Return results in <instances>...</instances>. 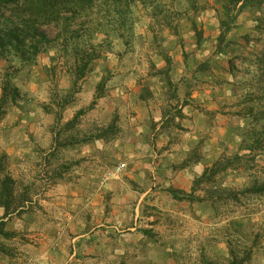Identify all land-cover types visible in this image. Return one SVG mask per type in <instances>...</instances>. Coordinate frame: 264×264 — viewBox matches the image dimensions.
I'll list each match as a JSON object with an SVG mask.
<instances>
[{
  "label": "rangeland",
  "instance_id": "374dc122",
  "mask_svg": "<svg viewBox=\"0 0 264 264\" xmlns=\"http://www.w3.org/2000/svg\"><path fill=\"white\" fill-rule=\"evenodd\" d=\"M199 1H208L210 6L216 4L217 7L223 2ZM138 5L133 8L135 37L128 43L119 36L109 37L111 46L104 51L103 58L95 62L88 77L79 82L70 104L60 117L50 109L54 93L62 95L73 86L62 58L53 56V52L43 54L36 66L23 70L15 79L27 96L9 106L5 119L0 124V155H9L6 169L18 179L19 192H30L33 203L27 214L23 217L14 216L8 225V229L16 232V237L7 240V244L16 248V253L13 257L0 255V264H227L231 246L237 252L239 260L245 259L244 264H264V193L252 198L244 197L238 202L220 203L216 210L212 209L210 202L177 200L170 193V189L174 188L187 192L191 190L193 177L190 176H195L196 166L188 162L186 167L189 166L192 170L188 173L184 172L186 167L180 168L190 157L188 144L203 141L200 152L204 153L202 155L205 162H201L202 167L224 152H234L240 143L237 133L229 130L228 126L239 122L233 118L231 105L237 103L242 93L233 92L230 85L212 84L215 77L221 82L230 81L233 77L227 69V57L213 58L212 55L218 34V17L210 10L199 14V25L203 26L206 37L201 49L196 47L189 22L182 23L181 35L170 33L168 29L158 34L159 42H162V38L165 39L159 47L161 44L154 38L156 33L161 32L159 25L145 7ZM104 8L92 7L87 16L78 18L73 23V27L86 34L95 30V35L105 37L100 25L115 15L107 16ZM254 24L250 20L240 19L236 25L234 35L243 45L239 50L242 54L248 52V46L242 38L246 33H251L254 39L261 38L260 42L255 40L249 43L251 48L259 51L264 48V35L252 30ZM43 28L51 36L56 35L54 26L47 24ZM181 39L184 40L183 43ZM184 50L192 54L189 58L191 69L198 62L212 58L214 69L211 72L200 73L188 89L186 85L180 87L182 99H185L186 90L191 91L190 96L186 95L192 103L191 125H195L197 121L200 125L195 127H200L202 132L199 137H189L188 133L178 130L161 139L156 130L157 125H154L149 142L143 146V154L147 155L142 156L143 164L139 163L140 159L136 158V154L132 156L134 148L128 128L134 125L137 117L147 119L150 115L158 116L155 105L161 101L167 104L170 100L166 81L162 75L155 76L152 63L158 67L165 65L161 53H169L177 68L173 73V80L178 83L186 81L192 70L188 71L186 68L187 63L182 56ZM236 62L238 66L241 65L238 60ZM6 65V61L0 58V95L1 70ZM104 77L107 78L105 93L98 95L97 85ZM144 87H148L149 91L146 92ZM142 93L146 100L139 99L138 96ZM80 110L84 112L78 116L74 125L76 128L69 127L67 123ZM157 119L156 117L154 120ZM114 121L118 132L113 135H119V141L109 145L102 139L88 144L89 149H103V155L94 154L93 157H102L99 164H102L103 169H109L105 174L107 182H116L114 187L103 188L102 195L109 202V211V204L112 206L115 202L112 201L113 196L107 198L108 195L113 190L117 194L125 192L123 179L133 181L131 177H134V183L140 181L137 184L143 188V192L141 195L132 193L130 199L138 202L142 197L141 204L137 206L136 203L134 208L132 206L131 217L122 221V225L118 224L119 218L113 217V208V212L109 213L110 222L96 228L113 231L110 230L108 234L105 232L104 236L97 235L96 242L79 243L74 240V236L82 230L78 222L81 218H75V207L70 205L74 198L78 200L75 201L76 204H82L79 199L86 201L89 196L80 195L81 183L69 187L56 183L51 186L36 185L37 174L41 170L37 164L41 152L38 151L35 155V151L37 146L51 147L55 133H60V139L68 140L79 131V137L83 138L96 128L105 127ZM158 145H162L161 148ZM147 146L151 147L150 155L145 150ZM78 147L63 148L67 158L73 161V165L64 168L66 175L63 181L80 176L87 162L97 160L92 158V150L89 152L91 155L87 150L79 154ZM169 156L172 157L171 163L166 162ZM122 161L131 164H127L126 170L124 167L121 172L114 173L120 165L118 163ZM258 164V174L260 178H264V152L259 155ZM103 169H98L97 173ZM250 181L247 173L242 171L231 172L225 178L226 185L237 189L245 188ZM31 182L39 192L31 189ZM145 192L147 193L144 194ZM134 213L138 215L136 226L133 224L135 221L130 223L132 217L135 220ZM119 216L122 215L119 213ZM128 223L129 226L133 224V227L141 225L150 230L152 236L142 231H137L133 236V231L129 230L131 234L126 235V238L120 237V231L129 228ZM109 224H114V227L108 229ZM88 235L85 236L86 239Z\"/></svg>",
  "mask_w": 264,
  "mask_h": 264
},
{
  "label": "trees",
  "instance_id": "16d2710c",
  "mask_svg": "<svg viewBox=\"0 0 264 264\" xmlns=\"http://www.w3.org/2000/svg\"><path fill=\"white\" fill-rule=\"evenodd\" d=\"M138 4L145 7L159 25L161 32L156 33L154 37L161 44L159 47L163 45L165 39L162 38V42H159L158 34L168 29L170 33L181 35L182 23L189 22L196 39V47L201 49L206 37L203 26L199 25L198 16L207 10L216 13L218 34L212 55L213 58L227 57V69L233 77L230 81L222 82L215 77L212 84L213 86L230 85L233 92L242 93L237 103L231 105L233 118L238 119L239 122L228 126V129L236 132L240 138L238 149L232 153L224 152L208 165L200 167L201 162L205 160L202 155L204 153L200 152L203 141L189 147L190 157L180 168H185L189 165L188 162L196 166L191 190L187 192L174 188L170 189V193L177 200L210 202L213 210H216L220 203L238 202L244 197L252 198L263 194L264 178H260L257 168L258 157L264 152V48L261 51L251 48L249 43L255 40L260 42L261 38L254 39L251 33H246L242 38L248 46V52L242 54L239 50L243 45L239 43L238 38H235L234 30L239 20L245 19L255 23L252 26L253 31L264 35V0H223L219 7L216 4L210 6L208 1L202 3L199 0H170L169 3L164 0H0V58L7 63L1 70L0 124L5 119L10 105L26 99L27 95L23 93L15 79L23 70L36 66L43 54L51 52L53 56L64 60V65L73 81V86L67 93L61 95L55 92L52 98L53 104L50 109L60 117L70 104L79 82L88 77L93 71L95 62L103 58L104 51L111 46L109 37L119 36L127 43L135 37L133 8L139 6ZM98 6L105 7L107 16L115 15L100 25L105 37L95 35V30L86 34L73 27V23L78 18L87 16L92 7ZM47 24L55 27V36H51L43 28ZM183 42L184 40L181 39V43ZM161 55L165 65L158 67L152 63V67L156 71V77L159 75L164 77L170 100L167 104L161 101V119L152 123V128L162 122L161 129L170 135L177 133L178 130L188 133L191 128L184 126L181 120L186 117L184 107L192 106L190 99L187 98L191 91L186 90L185 96H187L182 99L183 92L180 87L186 85L188 89L200 73L211 72L214 69L212 58L198 62L195 68L191 69L189 58L192 54L190 55L186 50L182 51L184 61L187 63L186 68L192 71L189 79L178 83L172 78L177 69L174 59L169 53L162 52ZM237 60L241 63L240 66L237 65ZM106 82V77L98 82V95L105 93ZM144 88L146 92L149 91L148 87ZM138 97L141 100L147 99L143 93ZM83 112L80 110L67 125L74 126L78 116ZM117 130L114 121L105 127L96 128L83 138L79 137V131L68 140L60 139V133L59 135L55 133L51 147L37 146L38 149L35 151V155L38 151L41 152L37 163L41 170L37 174L35 184L51 186L65 177L64 168L73 165V161L67 158L63 148L85 146L102 139L106 144H110L118 140L119 135L114 137ZM8 156L7 153L0 155V255L13 257L16 248L8 245L7 240L14 239L16 232L8 229V225L14 216L23 217L27 214L33 199L29 191L19 192L18 179L6 169ZM186 169L192 172L189 166ZM239 171L247 173L250 183L243 189L226 185L227 175ZM35 184L30 183V186H33L31 189L39 192ZM99 230L98 236H104L106 230ZM136 230L138 233L142 231L152 236V232L142 228L141 225L137 226ZM130 232L123 231L119 236L126 238V235L131 234ZM89 239L87 241L95 242V238ZM230 255L227 264H244L245 259H238L233 246L230 247Z\"/></svg>",
  "mask_w": 264,
  "mask_h": 264
},
{
  "label": "crops",
  "instance_id": "0c3cea01",
  "mask_svg": "<svg viewBox=\"0 0 264 264\" xmlns=\"http://www.w3.org/2000/svg\"><path fill=\"white\" fill-rule=\"evenodd\" d=\"M155 107L158 108V116H156V114L153 115L154 117L150 115L147 119H144V118L141 119V118L137 117L138 118L137 120L134 119V125H131V128H128V130L130 129L129 130V136H130V139L132 142V146L134 148L132 156H135V154H136V158L140 159V160H138L139 163H142L144 161V160H142V156L147 155V154H143L144 153L143 146L147 145V143L149 142V138H150V135L152 132V123L155 122L154 119H156V117L158 118L157 120L161 119L162 103H157L155 105ZM184 113H185L186 117L183 118L181 120V122L184 126L192 128L188 132L189 137L190 136L199 137L202 131H201L200 127H195V126H199L200 123H197V121H196L197 115L195 114L196 124L191 125V118H190L191 106L190 105L184 107ZM200 118L201 117L199 116V119ZM161 127H162V122L157 124V127H156V130L159 131V137H161V139L163 137H168L169 136L168 132L163 131L161 129ZM113 143H110L109 145H111ZM195 144L196 143H192L190 145L188 144V146L193 147ZM89 145H91V143H89ZM161 146L162 145H158V148H161ZM163 146H165V145H163ZM83 150H87L89 155L92 154V153H89L92 150L93 154L91 156H92V158H95V159H97V158L93 157L94 154L103 155V149H100V150L98 149L99 151H97L96 147H92V148L90 147V149H89L88 145L81 146L80 149L78 150L79 154H80V152L83 153ZM145 150H146V152H149V155H150L151 147L147 146ZM176 154H178V152ZM89 155H87L88 158H89ZM101 158L87 162L84 165V168L83 169L81 168L82 173L80 176L76 175L75 177H73V179L67 178V180H65V181H63L65 179V178H63L62 180H60L56 183V185L61 184V185H65L66 187H69L70 185L76 186V185H79V183H81L82 189H81L80 195L85 194V197L89 196L88 198H86V201L83 199H79V200H82V202H83L82 204H76V202H78V200L76 198H74V201H72L73 203L70 205V207H75V209H74L76 212L75 218H77V216H79V218H81L80 221H78V222H80L79 227H82V230H79L78 232H76V234L74 236V240L78 241V242H80V241L87 242V239L85 238V236H87L88 234H91V235H88V238H90V239H91V237L95 238V242H96L97 241L96 236L98 235V232L100 231L99 229L96 230V228L100 227L102 225L104 226L106 223L110 222L111 218L109 216V213L111 214L114 211L112 213V214H114L113 217L119 218L118 224H120L122 221L127 220L128 217L129 218L131 217V213L133 212L132 206L134 208L136 203H138V204H136L137 206H139L141 204L142 197H140L141 199H139L138 202L131 201V199H130V196H132V193L141 195L143 192V188L139 185L140 181H135L139 184L134 183V180L136 178L131 177L132 178L131 180H133V181L126 180V179H123V181H122L125 192L117 194L116 191L113 190V193H110L108 195L107 198H109V196H111V197L113 196L112 201L115 202L112 206H111V204H109L110 210L108 211L107 205L109 202H107L106 201L107 199H105L106 197H103V195H102L103 190H104L103 188L114 187L113 185L116 186V182H114V183H111V182L108 183L107 182L108 178L105 176V174H106V172H108L109 169L108 170L106 168L103 169V166H101L102 164H99ZM171 158H172L171 156L167 157L166 162L171 163ZM146 160L147 159L145 158V161ZM118 164H125V170H126L127 164L130 166L131 163H126V162L122 161ZM98 169L99 170L103 169L104 171L102 170L100 173L99 172L97 173V171H99ZM132 170H134V168ZM135 172L140 173V171H137V170H135ZM184 172L188 173L190 171H189V169H186V170H184ZM141 173H142V171H141ZM190 177H193V175ZM72 182H75V183H72ZM118 184L121 185V183H119V182H118ZM146 193L147 192H145L144 194H146ZM112 209H113V211H112ZM119 213L122 216H119ZM134 216H135V220H134V217H132V219L130 220V223L135 221L134 225L136 226V220L138 218V215L135 214ZM130 223H128V226L130 225ZM120 225H122V224H120ZM107 227H108V229L112 228V227H114V224H109V225H107ZM136 229H137V227H133V226L130 227L129 226V228L126 227L125 229H123L120 232H123L126 230H131V231H133L132 234L134 236L136 234V231H137ZM110 230L113 231V229H109L106 232L107 233L111 232Z\"/></svg>",
  "mask_w": 264,
  "mask_h": 264
},
{
  "label": "built area",
  "instance_id": "2783aa9c",
  "mask_svg": "<svg viewBox=\"0 0 264 264\" xmlns=\"http://www.w3.org/2000/svg\"><path fill=\"white\" fill-rule=\"evenodd\" d=\"M125 167V164H120L118 167L115 169L114 173H119L121 172Z\"/></svg>",
  "mask_w": 264,
  "mask_h": 264
}]
</instances>
